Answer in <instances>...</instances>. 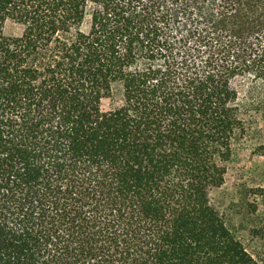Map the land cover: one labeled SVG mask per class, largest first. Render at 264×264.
I'll list each match as a JSON object with an SVG mask.
<instances>
[{
	"label": "trees",
	"instance_id": "trees-1",
	"mask_svg": "<svg viewBox=\"0 0 264 264\" xmlns=\"http://www.w3.org/2000/svg\"><path fill=\"white\" fill-rule=\"evenodd\" d=\"M258 80L264 0H0V264H264L210 199Z\"/></svg>",
	"mask_w": 264,
	"mask_h": 264
},
{
	"label": "rangeland",
	"instance_id": "rangeland-1",
	"mask_svg": "<svg viewBox=\"0 0 264 264\" xmlns=\"http://www.w3.org/2000/svg\"><path fill=\"white\" fill-rule=\"evenodd\" d=\"M21 31L20 26L9 22L3 27L6 36H18ZM251 85H254L251 78L244 80L241 98ZM251 92L253 98L264 101V84L261 80L255 82V88ZM119 97V89L115 87L113 99L105 102V105L117 104ZM262 107L257 111L256 117L262 131L261 139H264V106ZM258 142L259 140H252L243 150L235 152L224 184L210 192L211 202L227 227L250 252L262 244L252 236L251 231L259 229L264 235V149L254 151V145Z\"/></svg>",
	"mask_w": 264,
	"mask_h": 264
}]
</instances>
